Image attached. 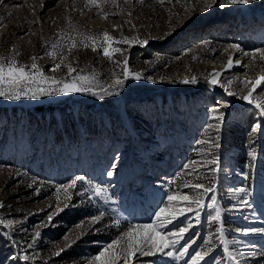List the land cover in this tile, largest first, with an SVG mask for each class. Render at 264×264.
<instances>
[{"label": "rangeland", "instance_id": "rangeland-1", "mask_svg": "<svg viewBox=\"0 0 264 264\" xmlns=\"http://www.w3.org/2000/svg\"><path fill=\"white\" fill-rule=\"evenodd\" d=\"M122 1L126 3L124 7L111 9L106 19L100 18L95 5L86 6L85 0H3L0 3V17H3L0 20V58L3 60L0 62L15 59L20 65L29 66L32 58L37 57L35 62L46 77L65 83L85 77L86 80L79 83L90 87L91 91L71 94L57 103L78 100L73 105L81 104L88 113L84 125L88 124V116L94 114L106 126H111L114 119L125 126L120 133L101 132L88 138L84 135L81 143L64 147L59 152L51 153L46 149L42 158L33 155L30 166L35 169L41 164L38 168L48 176L30 174L31 180L36 181V189L22 179H10L7 166L0 165V204L3 205L0 218L16 222L11 228L3 225L6 235L14 242L8 260L44 264L60 257L64 250L69 251L82 232L92 231L100 236L91 242L93 246H79L77 257L60 261L62 264H88L104 245L120 237L130 226L153 224L189 206L196 209L194 204L178 199L169 201L168 197L177 194L195 197L203 189L190 185L199 182L214 188L202 197L199 222L195 211L184 212L166 227L157 229L161 234L177 233L189 222L193 225L175 248L165 249L174 255L137 254L131 264H190L195 252L208 249L209 255L205 257L208 264H235L227 257L225 249L241 264H264V232L254 241L255 232L248 231L264 229V224L251 222L264 210V188H259L264 186V118L252 104L241 99L251 88V83L243 81L264 75V61L257 54L256 59L249 56L242 62L246 67L239 65L236 70L227 67L229 57L242 61V51L252 53L255 49H264V0L224 8L217 4L207 10H202L206 7L205 0ZM100 27L119 40L113 48L121 51L112 53L108 60L95 55L92 42L84 39L86 35L93 36L96 41L103 38L100 34L107 30L95 29ZM131 34L134 40L125 48L121 43L122 35ZM70 40L77 43L71 50ZM145 40L147 44L142 43ZM83 43L90 46L84 47ZM233 44L240 49L229 47ZM37 45H40L38 48L49 45L54 58L63 52L66 57L63 62L53 58L48 64L47 57L35 53ZM57 64L60 67L54 71ZM69 65L75 69L72 73H69ZM214 72L219 73L214 77L219 83L211 84L208 81ZM136 74L141 78L136 79ZM193 76L195 83L183 82ZM117 78L123 80V84L110 87ZM57 87L62 85L51 80L41 82L39 76L35 82L18 85L22 90ZM0 88L9 89V85L2 84ZM10 94L16 93L10 90ZM256 95L264 96V91L257 89L254 97ZM46 96L49 95L34 97L31 92L18 99L0 96V106ZM166 98H169L167 104L163 103ZM131 102L153 111L154 118L160 116L153 135L134 126L136 115L127 109ZM173 106L177 109L173 110ZM185 116L190 121L187 128L179 122ZM257 123L262 127L254 131ZM226 124L247 127L241 143L229 137L224 129ZM210 140L219 147L206 143ZM250 152L254 155H249ZM213 158L218 160V167L209 163ZM192 161L196 163L193 165ZM256 168L258 171L254 172ZM109 171L113 172L112 176L107 175ZM118 172L124 173L127 181L117 180ZM76 176H83L85 180L78 181L66 192L63 189L57 192L58 185L67 184ZM211 177L213 182L209 183ZM42 184L52 187L42 193ZM95 185L106 191L94 195L91 186ZM213 195L220 208V220L215 222L210 219L215 211L207 207ZM89 200L96 210L74 223L56 219L57 215L52 221L47 219L58 203L61 207L64 203L69 205L61 211L69 215L73 208L84 207ZM161 209L165 211L158 218L156 214ZM101 213L102 219L92 224L91 218ZM81 222L84 223L78 227ZM218 228L222 233L217 232ZM37 231L39 237L35 236ZM186 243L189 245L187 254L181 256ZM253 243L257 249L251 247ZM56 252L60 254L55 255ZM252 252L255 255L250 254ZM24 255L31 259H21Z\"/></svg>", "mask_w": 264, "mask_h": 264}, {"label": "trees", "instance_id": "trees-1", "mask_svg": "<svg viewBox=\"0 0 264 264\" xmlns=\"http://www.w3.org/2000/svg\"><path fill=\"white\" fill-rule=\"evenodd\" d=\"M126 3H123L122 0H109V2H100L99 7L103 9L104 13H107L110 16V11L113 8L124 7ZM111 6V8H110ZM107 15V17H108ZM102 19V15L100 16ZM105 29L106 28H95ZM95 31V30H94ZM93 31V32H94ZM108 33L114 38V43L111 47L113 48L116 42H119L116 36L112 34L109 30ZM122 40L125 38L128 39L127 43L121 42L124 44V47H128L132 44L134 40V35H122ZM103 38H100L96 41L95 50L96 54L102 56L106 60L110 57H106L103 54ZM107 47V44H104ZM40 45L35 46L36 54L40 57L46 58L48 61L46 63L50 64V60L53 59V54L49 49V45H45L41 48ZM93 49V47L91 46ZM141 49V48H139ZM63 52L60 55H54L55 60H60L63 58V61L66 56H63ZM36 56V55H35ZM22 59V56L18 57ZM47 64V65H48ZM163 100V103L167 104L169 98ZM146 101H154L152 99H147ZM78 102V100L73 101ZM73 102H64V103H50L36 105L32 107H26L22 105H11V106H0V165H6L9 171L10 179L13 178L14 181L24 180L26 185H31L32 189H36V183L30 184L32 175H43L45 178L48 177L47 174L41 170V167L38 168V165L35 169L30 166L29 162L33 155L37 154V157L42 158L43 152L47 151L51 153L59 152L64 147H74L77 144L82 142L81 137L86 135V138L96 136L101 132L109 133H120L125 129V126L122 121L114 119L111 126H106L104 123L99 122L94 114L88 116V124L84 125L85 115L88 114L85 107L81 104L73 105ZM176 110L177 106H173ZM127 109L131 112L132 115H136L133 118V124L136 128H143L147 134L153 135L154 128L157 127L159 123L160 116L154 118L155 113L153 111H146L139 106L138 102H131L127 104ZM180 123L183 124L185 128L189 127L190 121L186 116L183 119H179ZM224 129L228 131L229 137L235 139V142L241 143L244 140L243 135L247 131V127L238 124H226ZM85 133V134H84ZM185 146H187L185 144ZM64 155V154H63ZM82 172V171H81ZM213 182V177L210 178L209 183ZM41 192L46 193V191L52 186H46L42 184ZM48 188V189H47ZM85 206L76 207L72 209V212L67 215L62 212L57 214L56 219H65L70 223L78 221L80 218L86 216L90 211L96 210V207L91 206V202H86ZM100 227L98 225L97 229ZM6 228L3 225H0V264H29L25 263L22 260L15 262L8 260L9 251L14 247V242L9 238L8 234L6 235ZM100 238L99 234L93 233L92 231L81 234L69 251L64 250L62 255L56 259H50L44 262V264H62L61 260H66V258L77 257L79 246L90 245L91 242L95 239ZM93 246V245H90Z\"/></svg>", "mask_w": 264, "mask_h": 264}, {"label": "snow or ice", "instance_id": "snow-or-ice-1", "mask_svg": "<svg viewBox=\"0 0 264 264\" xmlns=\"http://www.w3.org/2000/svg\"><path fill=\"white\" fill-rule=\"evenodd\" d=\"M3 0H0V3H2ZM100 2H109V0H85L86 6L88 5H95L97 7V11L99 14L102 15L103 18H107V13H104L100 8H99V3ZM114 2V0H112ZM252 0H205L206 7L205 9L202 10H207L211 9L214 5H217L221 8H224L226 6H231V5H247L251 3ZM3 17H0V20H2ZM100 35L103 36V44H101V47L103 48V54L106 57H111L112 53L114 52H120L121 49L119 48H112L111 45L114 43V38L107 32L104 31ZM85 41H91L92 44L91 46L93 47V50H95V45H96V39L93 36L86 35L84 37ZM124 43L128 42V39L125 38ZM141 42V41H137ZM142 43L147 44L148 41H142ZM104 44H107L108 46L105 47ZM84 47L90 46L87 43H83ZM53 48L56 47L55 44L52 45ZM77 47V43L75 40H70V49ZM229 47L234 48L239 50L240 46L237 44L230 45ZM50 55L52 53H49ZM257 54L259 55V59L261 61H264V49H255L254 52L249 53V52H244L243 55L245 56H251L252 59L257 58ZM36 59L37 57L32 58V63L29 66H24L20 65L15 59H11L7 61L6 63L0 62V85L2 84H7L9 85V89H4L0 88V96H5L8 95L10 99H18L20 95H28L29 92L32 93V95L35 97L36 95H41V94H47V95H55L57 92H80V91H91L90 87H86L83 83H79V81H84L86 80L85 77H80L79 81L73 82V83H65L64 81H57L55 80L54 77H46L43 75V73L40 71L39 66L36 64ZM3 58H0V61H2ZM61 62H63V58H61ZM126 63V61H125ZM236 65H241L245 66L242 64V61L236 60L235 62L233 61L232 57L228 58V63L227 67L231 68L233 64ZM60 67V64L55 65L54 71ZM246 67V66H245ZM27 68L35 69L33 72H29L26 70ZM69 73H72L75 71L70 65L68 66ZM125 74H127V68L124 70ZM212 79H210L208 82L211 84H216L219 83L218 80H216L214 77L218 76L219 73L214 72L211 74ZM39 76V79L41 82H48L51 80L52 83L59 85H62V87H57L56 89L48 90L44 88H37L35 90H22L18 88V85H20L22 82H35L37 80V77ZM136 79H140L141 76L140 74L135 75ZM184 83H195L196 82V77L193 76L190 79L186 78L183 81ZM243 83L248 84L251 83V88L248 91V94L245 96H241V99L247 100L250 104H252L256 109H258V114L260 117L264 118V96L256 95L254 97V93H256L257 89H261L264 91V88L261 86L264 85V75H258L255 78H246ZM123 84V80L117 78L114 81V86H120ZM10 90L14 91L16 94H10ZM107 91V90H104ZM95 94V93H93ZM108 94H111L108 92ZM229 95H235L234 93H229ZM103 98V97H101ZM209 127H213L212 125H209ZM218 129V125L216 126ZM262 125L260 123H257L254 125V131L261 129ZM218 140V137H217ZM205 143V142H202ZM206 143L212 144V147L218 148L219 144L216 143L215 141H206ZM249 155H254V153L250 152ZM191 164H195V161L190 162ZM209 163L215 165L218 167V160L216 158H213L212 160L209 161ZM189 165H185V167H188ZM108 176H112L113 172L109 171L107 173ZM85 177L83 176H76L74 179H72L69 183L67 184H62L57 186V192H60L61 189L65 190V192L72 187H75L78 181H84ZM33 183H36V181H33ZM188 186V185H186ZM193 188L196 189H203L202 192H200L198 195L195 197H190L187 194L180 195L177 194L176 196L170 195L168 197L169 201H172L174 199H178L180 201H185L189 202V205L194 204L196 206V209H193L191 206L184 208V209H179L178 211L171 212L169 214V217H165L163 219H158V221L154 222L153 224H146V225H133L128 228L127 231L122 233L120 237L117 239H114L110 244L104 245L103 250L99 252L98 255L94 256L91 261L88 262V264H118V261H122V264H131V260L137 256V254L144 255V256H151L155 255L156 253H164V255L172 257L174 253L172 251H167L165 252V249L169 248H175V245L179 242V240L184 238V235L193 227V225L189 222L185 227H180L179 231L177 233H166V234H161L157 229L166 227L167 224L171 223L172 220L177 218V215H183L184 212H193L195 211V218L197 223L199 222V211L203 206L202 203V197L205 196L207 193L213 192L214 188L213 186H208L205 187L202 183H195L190 185ZM31 187V185H29ZM92 191L94 195H101L104 193L106 190L101 188L99 185L91 186ZM38 189H37V194H38ZM65 199L67 200L68 197L66 196ZM107 199H111L108 197ZM211 203L207 204V207L210 209H213L215 211V215H210V219L215 222L220 220V208L217 205V200L216 197L213 195L210 197ZM57 200H59V197H57ZM0 207H3L2 204H0ZM69 207L67 203L63 204V207L60 206L58 203L56 206V209L54 212H52L48 217V221H52L53 217L57 215L59 212L63 211L65 208ZM165 209H161L160 212H158L156 215L159 218L161 216V213H163ZM103 213H101L99 216H93L91 218V223L95 224L98 221L102 219ZM16 223L12 220H6L4 218H0V225H4L8 228H11L13 224ZM84 222H81V225H78V227H81ZM248 231L251 232H264V229H257V228H252L248 229ZM217 232L222 233V229L218 228ZM83 234V232L81 233ZM40 233L37 231L35 233L36 237H39ZM175 236L173 239L172 237ZM65 239H70V237H65ZM195 241H193L194 243ZM210 243V241H209ZM223 243V241H222ZM71 245H67V247H70ZM189 245L186 243L185 245L182 246V251L180 252V255L187 254ZM64 249H61L60 251H63ZM208 250H203V251H197L195 252L194 255L191 256L190 264H200V261L204 260L205 257L209 255ZM226 255L229 259L233 260L235 264H241L240 261L236 260L235 255L227 249H225ZM60 252H56L55 255H59ZM252 255H255L254 252L250 253ZM244 254L241 253V256ZM264 255V254H262ZM21 259L27 261L31 259L30 256L24 255L21 257Z\"/></svg>", "mask_w": 264, "mask_h": 264}, {"label": "water", "instance_id": "water-1", "mask_svg": "<svg viewBox=\"0 0 264 264\" xmlns=\"http://www.w3.org/2000/svg\"><path fill=\"white\" fill-rule=\"evenodd\" d=\"M80 92H64V93L60 92V93L55 94V95H49V96H46V97L30 98V99L23 100V101L13 102L12 104L22 105V106H26V107H32V106L42 105V104H46V103L63 102L71 94L73 96H75V95L79 94Z\"/></svg>", "mask_w": 264, "mask_h": 264}, {"label": "bare ground", "instance_id": "bare-ground-1", "mask_svg": "<svg viewBox=\"0 0 264 264\" xmlns=\"http://www.w3.org/2000/svg\"><path fill=\"white\" fill-rule=\"evenodd\" d=\"M263 17V16H262ZM233 51V50H232ZM244 52H247V51H242L241 53H240V56H241V54H242V58H243V60H242V62H244L245 60H246V58L247 57H249V56H245V55H243V53ZM241 58V59H242ZM237 60H240L239 58L237 59ZM235 62V61H234ZM239 65H236L235 63L233 64V66L231 67V69H237V67H238ZM117 168V167H116ZM116 179L117 180H119L120 182L121 181H123V182H125V181H127V177H125V174L124 173H122V172H118L117 174H116ZM259 188H261V189H263L264 188V186H260ZM264 206V205H263ZM257 218L258 219H256V221L254 220V221H251V222H254V224H256V225H262V224H264V210L259 214V215H257ZM261 234V232H255L254 233V241L256 240V238L259 236ZM258 239V238H257ZM250 245V244H249ZM253 249H257L258 248V246L256 245V244H254L253 243V245L251 246ZM252 251V250H251ZM200 264H208V262H207V260H202V261H200Z\"/></svg>", "mask_w": 264, "mask_h": 264}, {"label": "built area", "instance_id": "built-area-1", "mask_svg": "<svg viewBox=\"0 0 264 264\" xmlns=\"http://www.w3.org/2000/svg\"><path fill=\"white\" fill-rule=\"evenodd\" d=\"M258 170H257V168L254 170V172H257Z\"/></svg>", "mask_w": 264, "mask_h": 264}]
</instances>
